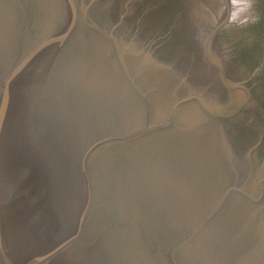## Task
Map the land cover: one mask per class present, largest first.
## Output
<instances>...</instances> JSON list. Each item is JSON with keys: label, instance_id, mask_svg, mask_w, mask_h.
Wrapping results in <instances>:
<instances>
[{"label": "water", "instance_id": "1", "mask_svg": "<svg viewBox=\"0 0 264 264\" xmlns=\"http://www.w3.org/2000/svg\"><path fill=\"white\" fill-rule=\"evenodd\" d=\"M0 264H264V0H0Z\"/></svg>", "mask_w": 264, "mask_h": 264}]
</instances>
